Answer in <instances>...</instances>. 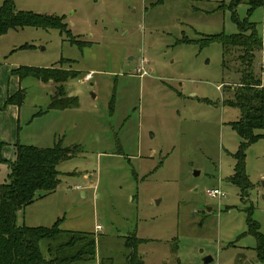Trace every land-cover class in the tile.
Instances as JSON below:
<instances>
[{"label": "rangeland", "instance_id": "obj_1", "mask_svg": "<svg viewBox=\"0 0 264 264\" xmlns=\"http://www.w3.org/2000/svg\"><path fill=\"white\" fill-rule=\"evenodd\" d=\"M12 1L18 11L63 16L70 34L24 27L0 35V106L14 89L13 68L79 72L66 82L77 106L64 112L46 111L48 83L20 81L18 120L7 121L17 123V143L82 148L58 165L57 190L27 208L26 221L42 210L45 220L31 223L49 226L60 213V228L95 231L96 264H128L124 239L133 234L143 239L141 264H205L207 256L208 264H264L246 234L247 210L264 231V137L245 151L250 185L241 198L230 182L240 143L231 122L241 115L225 102L233 96L225 83L239 77L222 68L218 42L199 46L203 35L237 33L231 0ZM248 1L234 14L254 23L264 44V0L251 10ZM263 50L254 52L255 65ZM3 149L0 183L11 161ZM215 188L224 197L207 196Z\"/></svg>", "mask_w": 264, "mask_h": 264}, {"label": "trees", "instance_id": "obj_2", "mask_svg": "<svg viewBox=\"0 0 264 264\" xmlns=\"http://www.w3.org/2000/svg\"><path fill=\"white\" fill-rule=\"evenodd\" d=\"M240 1L231 0L229 4L237 33L203 35L199 38V46L218 42L222 47V68L236 72L239 77L235 85L228 86L229 90L232 89L233 96L225 102L238 108L241 115L237 121L231 122L240 143L233 154L235 173L230 182L239 189L240 197L243 198L250 185L244 170L245 151L249 145L264 137V132L256 133L257 130L264 131V78L257 73L254 64V52L262 48V39L254 23L248 21L247 17L239 20L234 14L233 9ZM248 4L251 10L263 5V1L249 0ZM63 19V16L18 11L12 0H3L0 6V35L24 27L53 28L70 34ZM233 51L238 53L235 58H231ZM233 65L236 68L231 69ZM78 74L77 71L61 67L22 66L10 71V75L17 76L19 80L32 76L42 82L51 80L54 83L46 111L77 106L76 98L67 93L66 82ZM23 99L24 90L20 88L7 96L5 106H20ZM42 113L44 112L37 114ZM3 146L5 142L0 140V154ZM80 152L81 146H62L60 141L49 147L15 144L14 159L9 162L8 181L0 183V264H96V236L93 232L64 230L60 228V218L49 227H30L17 221L23 208L32 204L36 198L57 189L60 183L58 165ZM0 160L3 159L0 157ZM38 192L42 193L37 195ZM251 213L247 210L246 234L257 240L255 257L259 262H264V231H261ZM142 242L143 239L134 234L125 237L124 245L130 249L128 264H141L137 248Z\"/></svg>", "mask_w": 264, "mask_h": 264}, {"label": "crops", "instance_id": "obj_3", "mask_svg": "<svg viewBox=\"0 0 264 264\" xmlns=\"http://www.w3.org/2000/svg\"><path fill=\"white\" fill-rule=\"evenodd\" d=\"M262 46L264 47V44L262 42ZM264 51V50H263ZM254 60H255V55H254ZM256 67V70H257V73L261 76V78H264V62L262 61V63H258L255 65ZM13 69H16V68H13ZM12 70V69H11ZM10 70V71H11ZM10 71H9V80L12 78L13 79V83H14V89H12V91H9L7 89L6 93H5V97H4V103L3 105L0 106V140L5 142V150L3 149V154L5 156H9L10 160L13 161L14 159V156H15V144L17 143L18 141V126H17V123L13 124L10 122H7L8 120L12 121L14 120V118H16V120H18V113H19V106L17 105H7L5 106V99L7 98V96L9 95H12L14 94L18 89H20V81L19 78L15 75H10ZM229 71H232V70H229ZM229 71H226L225 72H229ZM7 73V72H6ZM84 80V78H83ZM42 83V82H41ZM45 83H48L49 84V87H50V96L52 95L53 93V90H54V83L50 80V81H47ZM227 84V85H226ZM226 86H232V85H235V84H228V83H225ZM230 92V91H229ZM66 109H71V108H64V109H57V111H61V112H64L66 111ZM49 147V146H48ZM136 158L138 157H143L142 155V151L139 149L137 155H135ZM60 165V164H59ZM90 177V176H89ZM57 190V189H56ZM55 190V191H56ZM52 192V193H55ZM52 193L48 194V195H45L43 197H40V198H36L34 200V202L28 206H26L25 208H23L19 213L23 214V217L17 216V221L19 224H24L26 226H30V227H36V226H45V227H49L51 226L57 219H59L60 217V213H56V215H54V217H48L47 220H51L49 226L47 225H44L46 223H39V224H36V223H31L33 221L31 220H36L38 219V217L34 218V219H30V221H26V209L31 207L32 205H34L35 203H37V201H40L42 200L44 197H47L49 195H51ZM84 192H82V196H84ZM41 215H43L45 218V211H42L40 210L39 211ZM43 216H40V219L38 220H45V218ZM54 218V219H53ZM41 222H44V221H41ZM98 226V225H96ZM96 226H95V230H96ZM95 234V231L93 232ZM244 259H242L243 261Z\"/></svg>", "mask_w": 264, "mask_h": 264}, {"label": "built area", "instance_id": "obj_4", "mask_svg": "<svg viewBox=\"0 0 264 264\" xmlns=\"http://www.w3.org/2000/svg\"><path fill=\"white\" fill-rule=\"evenodd\" d=\"M90 79V74L84 76V80L87 81ZM79 188V187H78ZM206 194L209 197H224V193L220 189H210L206 190ZM99 229V226H96V230Z\"/></svg>", "mask_w": 264, "mask_h": 264}, {"label": "water", "instance_id": "obj_5", "mask_svg": "<svg viewBox=\"0 0 264 264\" xmlns=\"http://www.w3.org/2000/svg\"><path fill=\"white\" fill-rule=\"evenodd\" d=\"M203 262H204L205 264H208V263L212 262V258H211L210 256H207V257H205V258L203 259ZM246 264H249V263L247 262Z\"/></svg>", "mask_w": 264, "mask_h": 264}]
</instances>
